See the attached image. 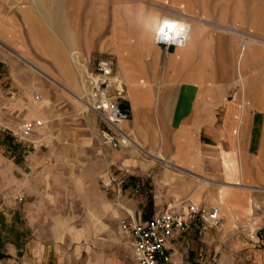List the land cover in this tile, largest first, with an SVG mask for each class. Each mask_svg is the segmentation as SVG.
<instances>
[{
    "label": "crops",
    "instance_id": "obj_1",
    "mask_svg": "<svg viewBox=\"0 0 264 264\" xmlns=\"http://www.w3.org/2000/svg\"><path fill=\"white\" fill-rule=\"evenodd\" d=\"M35 1L41 12L30 0H0V102L2 108L18 112L16 116L22 121L29 118L31 90L44 86L40 74L67 91L47 71L48 62L60 67L67 49L73 57L80 54L79 49H90L84 42L83 27L78 30L77 24L91 25L92 34H97L100 8L112 4V28L105 33L109 44L114 37L115 10L130 13L120 10L117 0ZM224 1L216 4L222 7ZM245 1L244 16L229 20L213 15L210 9L217 6L208 7L203 0H152L156 7L148 13L163 14L151 15L154 19L169 18L189 27L186 44L165 51L156 43L157 32H146L141 25V39H154L155 47L149 52L134 47L149 57L150 64L137 67L132 48L126 57L125 77L132 85L129 83L130 90L127 85L126 98L119 100L130 113L124 127L139 136L141 141L136 138L137 142L146 156L174 164L167 163L173 170L160 169L155 174L152 209L159 213L175 198L199 197L217 202L220 209L218 224L207 231L200 232L194 224L168 240L174 264H264V0ZM171 7H184L187 14L169 11ZM29 9L35 11L37 19L28 16ZM73 15L80 20H72ZM124 24L129 25L127 31ZM139 25L129 16L121 24L118 39L136 42ZM101 54L90 57L91 61ZM115 66L123 76L118 57ZM12 89L20 91L6 97ZM42 114L46 112L38 111L34 116ZM35 153L26 155L30 162L22 165L15 157L4 160L5 150H0V173L27 169L38 156ZM113 153L111 161L123 160L122 150L114 149ZM129 160H123V166L140 168L141 177L154 162L127 163ZM17 197L14 207L25 213L27 198L25 194ZM130 202L133 210H127L135 219L147 221L157 214L148 213L141 198ZM4 210L6 207L0 208V212ZM10 247L15 256L17 246ZM24 247L21 264H53L48 261L47 243L40 245L29 237ZM54 255L58 258L54 264H64L62 253L55 250ZM113 257L115 264H130L123 257Z\"/></svg>",
    "mask_w": 264,
    "mask_h": 264
},
{
    "label": "rangeland",
    "instance_id": "obj_2",
    "mask_svg": "<svg viewBox=\"0 0 264 264\" xmlns=\"http://www.w3.org/2000/svg\"><path fill=\"white\" fill-rule=\"evenodd\" d=\"M30 1L41 12L36 1ZM203 1L208 7L217 6L210 9L213 15H223L229 20L242 18L247 8L245 0H225L222 7L216 4L220 0ZM152 3V0H117L116 5L122 11L132 13L140 9L148 13L156 7ZM172 9L187 14L184 7H171L169 11ZM27 14L33 20L37 19L34 10L29 9ZM129 16L126 12L115 10L114 37L109 44L105 40V33L112 28V4L100 8L101 24L97 34H92L91 25L77 24L76 27L78 30L83 27L84 42L90 46L87 51L79 49L78 55L90 58L103 53L101 55L112 57L115 65L118 57L121 72L124 74L123 80L130 90L132 83L125 77L128 73L125 66L129 49L132 48L137 67L145 68L150 64V59L141 54L134 45L149 52L155 44L154 39H141V25L136 42L118 39L122 33L121 24ZM70 17L75 21L78 18L75 15ZM124 27L127 31L129 25L124 24ZM75 33L79 35V31ZM25 57L35 62L29 56ZM20 60L32 68L26 60ZM23 61L21 63H24ZM77 62V56L73 57L67 49L60 67L49 61L50 70L47 71L81 99L84 73ZM40 75L44 86L39 85L31 90V105L27 104V120H19L16 116L18 112L8 107L2 108L4 104L0 102V150H5L4 160H12L15 157V160L22 164L29 161L25 159L26 155L36 154L35 152L38 154L23 171L16 170L3 175L0 173V208L6 207L4 213L0 212V264H21L20 258L29 237L35 238L37 244L47 243L48 261L53 264L58 259L54 255L55 250L62 253L60 259L64 264H115V255L133 264L130 238L122 230V223L133 217L127 208L133 210L130 201L141 198V205H145L148 213L152 211V215H155L157 210L152 209L155 174L160 169L173 168L163 160H152V157L146 156L137 147L120 150L124 153L123 160L130 159L127 163L134 160L139 163L154 161L143 170L147 172L143 177L140 168L128 169L123 166V160L111 161L114 149L102 145L99 139L101 120L88 111L82 101H78L49 78ZM143 86L146 87L145 82ZM19 91L12 89L5 96H17ZM154 92L156 95L158 90ZM37 93H41L43 98L36 99ZM38 111H44L46 115L34 116ZM35 120H41L43 124L31 131L24 128L26 123L31 124ZM134 137L141 141L139 136ZM155 150L157 151L156 148ZM109 180H112V185L108 187L105 184ZM19 194H25L27 198L25 203L29 207L25 213L14 207ZM191 201L218 204L200 197L192 198ZM11 244L17 246L15 256L11 254Z\"/></svg>",
    "mask_w": 264,
    "mask_h": 264
},
{
    "label": "built area",
    "instance_id": "obj_3",
    "mask_svg": "<svg viewBox=\"0 0 264 264\" xmlns=\"http://www.w3.org/2000/svg\"><path fill=\"white\" fill-rule=\"evenodd\" d=\"M163 29V31H161ZM156 43L165 51L171 46H182L187 41V30L180 27L172 30L166 25L159 27ZM78 66L84 73V89L81 100L86 109L93 112L102 122L99 139L102 145L112 149L129 148L138 144L132 132L124 127L130 113L124 110L119 100L125 99L127 85L110 56L100 55L92 62L87 56L78 57ZM36 99H42L37 93ZM41 120L26 123L24 128L31 131L42 125ZM112 185V180L105 184ZM220 220V209L214 203H196L190 199L175 198L164 209L147 221L133 217L122 223L123 232L132 243L135 264H174L168 251L167 242L174 235L183 234L194 224L205 232Z\"/></svg>",
    "mask_w": 264,
    "mask_h": 264
},
{
    "label": "clouds",
    "instance_id": "obj_4",
    "mask_svg": "<svg viewBox=\"0 0 264 264\" xmlns=\"http://www.w3.org/2000/svg\"><path fill=\"white\" fill-rule=\"evenodd\" d=\"M130 17H134V20L137 24L143 25L144 31L155 34L158 32V24L163 21H157L154 19L151 14L142 11L140 9L135 10V12L128 13Z\"/></svg>",
    "mask_w": 264,
    "mask_h": 264
},
{
    "label": "bare ground",
    "instance_id": "obj_5",
    "mask_svg": "<svg viewBox=\"0 0 264 264\" xmlns=\"http://www.w3.org/2000/svg\"><path fill=\"white\" fill-rule=\"evenodd\" d=\"M165 22H169V23H171V24H173V25H175V27H170L172 30H177V29H179L180 27H184L186 30H187V34H188V31H189V27L187 26V25H185L184 23H177V22H173L171 19H169V18H167V19H164L163 20V22L160 24V26H162V25H165ZM159 26V27H160ZM77 56V60H78V57H79V55L77 54L76 55ZM81 57V56H80ZM83 79H84V77H83ZM66 87V89H67V92L70 94V95H72L73 97H75L78 101H82L81 99H80V97L75 93V92H73L70 88H68V86H65ZM42 98H43V96H42ZM136 140V139H135ZM136 142H137V140H136ZM138 143V142H137ZM132 147H137L138 149H141V150H143V151H145L139 144H133L131 147H129V148H132ZM145 153H146V151H145ZM155 159H159V160H163V161H165L166 163H168L169 165H174L171 161H169V160H166L165 158H161V157H154ZM218 205V204H217ZM219 206V205H218Z\"/></svg>",
    "mask_w": 264,
    "mask_h": 264
},
{
    "label": "snow or ice",
    "instance_id": "obj_6",
    "mask_svg": "<svg viewBox=\"0 0 264 264\" xmlns=\"http://www.w3.org/2000/svg\"><path fill=\"white\" fill-rule=\"evenodd\" d=\"M165 25H166L167 27H175V25H173V24H171V23H169V22H165ZM161 31H163V29H161Z\"/></svg>",
    "mask_w": 264,
    "mask_h": 264
}]
</instances>
